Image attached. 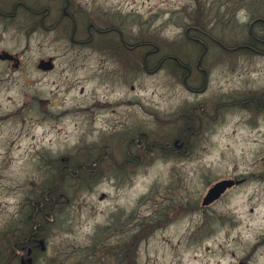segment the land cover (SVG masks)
<instances>
[{"label":"rangeland","instance_id":"rangeland-1","mask_svg":"<svg viewBox=\"0 0 264 264\" xmlns=\"http://www.w3.org/2000/svg\"><path fill=\"white\" fill-rule=\"evenodd\" d=\"M69 1L109 32L2 42L0 264H264V0Z\"/></svg>","mask_w":264,"mask_h":264},{"label":"flooded vegetation","instance_id":"flooded-vegetation-1","mask_svg":"<svg viewBox=\"0 0 264 264\" xmlns=\"http://www.w3.org/2000/svg\"><path fill=\"white\" fill-rule=\"evenodd\" d=\"M0 0V66L3 68L2 73L10 76L12 74H18L22 67V53L23 51L10 50L2 46L3 41L8 40H19L28 44V41L32 39L34 34L39 36H48L49 34H55L56 38L66 39L67 43L76 46L92 43V41L99 34H106L109 32L108 29L98 26L95 22H89L83 35H79L78 32V21L80 8L73 6L69 0ZM77 9V11H76ZM102 28V29H101ZM255 40L262 42L254 35ZM23 43V44H24ZM120 48L123 51L124 47L130 49L129 46L120 40ZM2 46V47H1ZM29 47V45H27ZM241 48L256 54L264 55V50L256 48L250 44H241L236 46L234 49ZM26 51V47H24ZM226 50H234L225 47ZM57 56L41 57L37 60L35 68L39 73L47 71L48 73L54 70L56 65ZM160 64V63H159ZM179 67L186 68L187 73L190 74L192 71L185 65H182L178 61ZM195 70H200L196 64ZM185 87L192 93H198L204 91V88L197 89L189 84ZM34 104V103H33ZM107 106V103L105 104ZM234 105H237L235 103ZM35 106V105H34ZM204 106L200 105L201 114ZM33 244L34 237L32 233L27 230L25 237L20 242H15L12 245V255L6 259L5 263L2 264H23V261L28 257L33 262ZM25 253L24 255L22 254ZM17 252V253H16Z\"/></svg>","mask_w":264,"mask_h":264},{"label":"water","instance_id":"water-1","mask_svg":"<svg viewBox=\"0 0 264 264\" xmlns=\"http://www.w3.org/2000/svg\"><path fill=\"white\" fill-rule=\"evenodd\" d=\"M233 184V181L231 180H220L217 183H215L207 192L206 197L203 199V204H207L212 199L217 198L219 194L222 193V191L230 187ZM31 258L28 257L26 260L23 261V264H31Z\"/></svg>","mask_w":264,"mask_h":264},{"label":"trees","instance_id":"trees-1","mask_svg":"<svg viewBox=\"0 0 264 264\" xmlns=\"http://www.w3.org/2000/svg\"><path fill=\"white\" fill-rule=\"evenodd\" d=\"M41 211H37L36 210V215H35V220H36V217L37 218H39V221L40 222H42L43 221V218H45V216L44 215H42L41 213H40ZM37 221V220H36ZM35 224H36V222H35ZM41 227V226H40ZM40 227H37V228H35L34 230H33V232L35 233L36 231L37 232H39L40 231ZM34 238H35V236H34ZM11 251V250H10ZM13 253V252H12Z\"/></svg>","mask_w":264,"mask_h":264}]
</instances>
